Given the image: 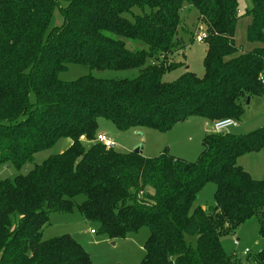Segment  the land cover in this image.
Listing matches in <instances>:
<instances>
[{
    "label": "trees",
    "instance_id": "trees-1",
    "mask_svg": "<svg viewBox=\"0 0 264 264\" xmlns=\"http://www.w3.org/2000/svg\"><path fill=\"white\" fill-rule=\"evenodd\" d=\"M250 2L240 11L237 0H0V166L18 171L59 140L70 143L25 175L0 179V264H92L72 236L41 238L49 215L74 207L111 241L148 228L140 264H242L221 239L252 217L264 237V179L236 165L264 147L262 129L211 132L193 163L95 138L100 117L121 131L166 132L190 118L239 123L246 99L264 94V0ZM55 8L63 23L50 28ZM184 9L204 27V76L187 70L166 83L163 75L184 65L172 60ZM243 16L246 51L234 42ZM71 64L139 75L60 80ZM207 183L216 186L209 210L196 204ZM253 261H264V250Z\"/></svg>",
    "mask_w": 264,
    "mask_h": 264
},
{
    "label": "rangeland",
    "instance_id": "rangeland-1",
    "mask_svg": "<svg viewBox=\"0 0 264 264\" xmlns=\"http://www.w3.org/2000/svg\"><path fill=\"white\" fill-rule=\"evenodd\" d=\"M246 1H248V6ZM237 2L240 11L251 6L250 0H237ZM61 6L64 5L61 4ZM180 15L181 26L177 38L181 41V48L173 54L172 60L184 65L164 74L162 81L166 83L176 80L187 70L198 79H202L204 76L203 59L206 44L204 41H197V38L203 35L204 27L197 23V13L194 10L184 9ZM249 20L250 18L247 16L241 17L237 21L234 35L235 45L245 51L252 47L245 39V30ZM62 23L61 11L59 8H55L51 15L50 28L60 27ZM126 44V47L131 50L145 48L142 44L130 42ZM88 74L100 79H134L139 75V70L95 72L90 71L84 65L71 64L58 75V78L62 81H73ZM30 100L34 101V97L31 96ZM256 129H262L264 132V94L248 97L239 123L226 131L234 134H246ZM97 132L106 135L115 145L114 150L119 152L127 153L139 149L141 156L145 158H155L166 153L177 159L193 163L202 152L203 139L212 132V127L202 118H190L174 125L166 132L141 127L121 131L112 122L100 117L97 119ZM66 142L59 140L52 148L35 154L32 162L18 171L11 167L0 166V179L18 174L25 175L34 165H40L50 155L62 152L67 147ZM236 165L244 168L252 179L263 180L264 147L257 152L238 157ZM215 189V184L207 183L197 194L196 204L203 209L212 208ZM83 199V196L77 197L75 204L81 203ZM258 220V218L252 217L242 223L234 234L221 239L223 252L227 256H235L242 264H256L253 257L264 250V237L260 235ZM92 229L95 230V234L89 233ZM63 235L72 236L89 255L92 264H140L144 257L143 247L149 230L142 227L137 232L129 233L125 239L111 241L98 231L96 225L82 220L74 207L70 214L49 215V225L43 230L41 238L50 240ZM244 251H248V254L243 255ZM259 264H264V261H259Z\"/></svg>",
    "mask_w": 264,
    "mask_h": 264
},
{
    "label": "built area",
    "instance_id": "built-area-1",
    "mask_svg": "<svg viewBox=\"0 0 264 264\" xmlns=\"http://www.w3.org/2000/svg\"><path fill=\"white\" fill-rule=\"evenodd\" d=\"M205 40V34L203 33V35L201 37L197 38V41H203ZM237 126V122H235L232 119H224L218 122H215L212 124V132L213 133H223V132H227L226 130L228 128L231 127H235ZM95 142L96 143H100L105 147H112L113 146V142L104 134H97L96 138H95ZM90 234H95L93 230L90 231ZM248 251H244L243 255H247Z\"/></svg>",
    "mask_w": 264,
    "mask_h": 264
},
{
    "label": "water",
    "instance_id": "water-1",
    "mask_svg": "<svg viewBox=\"0 0 264 264\" xmlns=\"http://www.w3.org/2000/svg\"><path fill=\"white\" fill-rule=\"evenodd\" d=\"M247 101H248V98H247ZM135 154H139L140 153V150L139 149H136L133 151Z\"/></svg>",
    "mask_w": 264,
    "mask_h": 264
},
{
    "label": "crops",
    "instance_id": "crops-1",
    "mask_svg": "<svg viewBox=\"0 0 264 264\" xmlns=\"http://www.w3.org/2000/svg\"><path fill=\"white\" fill-rule=\"evenodd\" d=\"M247 2V6H248V1H246ZM247 8V7H246ZM212 126V125H211ZM66 141V140H65ZM70 143L67 141L66 142V146H68ZM91 231V230H90ZM90 231H89V233H90Z\"/></svg>",
    "mask_w": 264,
    "mask_h": 264
}]
</instances>
